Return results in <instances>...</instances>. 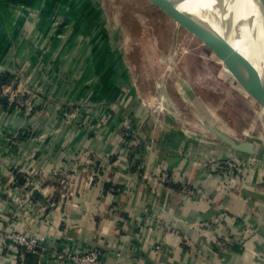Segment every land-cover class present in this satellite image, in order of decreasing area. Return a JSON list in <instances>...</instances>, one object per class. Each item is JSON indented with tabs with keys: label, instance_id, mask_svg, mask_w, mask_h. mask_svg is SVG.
I'll return each mask as SVG.
<instances>
[{
	"label": "crops",
	"instance_id": "0c3cea01",
	"mask_svg": "<svg viewBox=\"0 0 264 264\" xmlns=\"http://www.w3.org/2000/svg\"><path fill=\"white\" fill-rule=\"evenodd\" d=\"M33 3L0 0V73L13 78L19 74L35 94L31 110L14 108L7 100L0 104V194L9 202L0 208V264H13L16 255L12 242L2 238L7 229L45 236L60 250L98 248L106 264H264L261 135L251 134L247 127L236 133L221 126L239 141L256 138L260 154L251 156L232 149L207 129L192 127L184 114L177 113L176 124L165 123L146 104L130 65L116 47L93 65L95 82L89 79L85 61L61 64L59 69L64 70L56 75L52 49L16 45L24 40L25 6L34 7ZM222 66L239 93L256 104L252 112L262 117L264 107ZM69 71L81 74L80 81H74V74L69 77ZM91 82L99 87L88 95L82 89ZM74 84L81 86L75 97L97 106L86 110V124L78 129L65 122L57 103L62 98L72 101L70 90L57 89ZM195 93L184 91L188 97L183 95L184 100H195L200 96ZM110 101L115 103L106 110L103 105ZM121 103L132 105L130 135L119 128L105 137L94 135L91 130L112 117ZM78 152L97 154L92 155L91 168L98 173L91 183L86 173L75 176L78 204L72 205L58 188L60 179L77 167L72 157ZM231 157L236 158L234 164H219ZM247 157L240 168L235 167ZM15 164L43 172L37 176L41 186L31 207L14 203L6 193L14 175L24 183ZM54 190L57 195L52 196ZM220 234L232 240L226 251L213 243ZM21 260L59 263L43 250L25 252Z\"/></svg>",
	"mask_w": 264,
	"mask_h": 264
},
{
	"label": "rangeland",
	"instance_id": "374dc122",
	"mask_svg": "<svg viewBox=\"0 0 264 264\" xmlns=\"http://www.w3.org/2000/svg\"><path fill=\"white\" fill-rule=\"evenodd\" d=\"M28 1H34L30 6L36 7L25 6L21 38L24 40L16 43L17 48L52 49L58 65L56 75L64 70L59 69L61 64L85 61L89 79H96L93 65L97 66L98 60L116 47L130 65L146 104L153 109L165 107L166 113L161 115L165 123L176 124L179 113L186 115L192 127L208 130L203 122L208 119L236 133L247 127L251 134L259 133L264 139V115L256 117L252 112L256 104L239 93L237 83L224 74L223 61L206 35L157 0H25V3ZM226 72L230 73L227 69ZM73 74L69 71V77ZM73 76L74 81H80L81 74ZM94 82L82 91L88 95L97 91L99 86ZM22 87L28 89V84L24 82ZM79 87L74 84L57 89L59 93L65 89L72 93V101L62 98L57 102L60 110L68 103L72 112L77 105L85 110L97 108L86 98L75 97L76 92L81 93ZM184 91L200 93V98L184 100L183 95L188 98ZM158 96L165 99L158 100ZM110 103L115 102L104 104L106 110L111 108ZM125 104L132 107L133 101L132 105L121 103V106ZM115 108L114 114L120 110V104Z\"/></svg>",
	"mask_w": 264,
	"mask_h": 264
},
{
	"label": "built area",
	"instance_id": "2783aa9c",
	"mask_svg": "<svg viewBox=\"0 0 264 264\" xmlns=\"http://www.w3.org/2000/svg\"><path fill=\"white\" fill-rule=\"evenodd\" d=\"M24 80L21 78L19 74H17L14 79L6 83L2 86L0 89V99L3 101L7 100L10 101L11 104H15L14 108H26L31 110L32 105V96L35 94L29 90L22 87L24 86ZM157 99H165L164 96H158ZM2 104V103H0ZM68 106H65L63 108L64 115H65V122H72V125H76L81 127L86 124V110L84 107L77 105L73 106L74 109L72 112L71 104H67ZM125 107L120 105V110L117 111L115 114H113L112 117H110V121L103 123L102 127H95L93 130H91L94 135H102V136H108L113 133L114 128H119L122 130L123 135H127L131 133V116H132V107L128 106L127 104L124 105ZM159 106V105H158ZM154 112L158 115L159 119H161V115H165V107L159 106L158 108L154 109ZM111 118L113 121H111ZM162 120V119H161ZM100 129V130H99ZM24 133H26L24 131ZM97 156V154H92V152L84 155L81 152H78L73 155L72 160L77 163V167L74 168L73 172L66 177H63L60 179V182L62 183V186L58 188V193H60L63 198H67L69 202L72 205H77V201L74 199L76 196V188H77V180L75 179V176L80 178L83 173H86L88 181L91 183V181L94 180L96 174L98 173V170L95 169L92 170V165H94V157ZM236 158H229L227 160L219 161V164L222 166L225 163L234 164ZM249 158L241 159L236 162L235 167L240 168L242 164L245 163ZM20 164H15V167H17L18 171H21L23 173L24 183L21 184L19 182V179H16V176L12 177L11 181L8 182L6 193L9 194V199L13 200L14 203H23L26 207L33 206V194L36 189L40 188V182L38 181V175H43V172L39 173L35 170L33 167H25L21 166L19 169ZM89 167V170H84ZM55 174H58L57 171ZM25 193V196L20 195V192L22 191ZM20 191V192H19ZM56 190L51 193L52 196H55ZM57 195V194H56ZM8 196V195H7ZM19 200H17V198ZM0 208H2L3 203L8 202L7 197L4 199V196L0 194ZM17 200V201H15ZM9 203V202H8ZM54 204V203H53ZM0 216H2L1 210H0ZM1 220V218H0ZM2 238L4 240H9L12 242V246L14 247V251L16 255L13 257V264H23L22 263V256L25 254V252L31 251V252H45L47 254V258H54L59 263L58 264H106L102 257L103 253L98 248H89L82 251H65L60 250L56 246H52L48 239L45 236H37V234H27L24 233L18 229H7L2 233ZM213 243L215 245H218L221 247L224 251H226L230 243H232V240L228 237H225L223 235H217L213 238ZM160 248V246H158Z\"/></svg>",
	"mask_w": 264,
	"mask_h": 264
},
{
	"label": "water",
	"instance_id": "95a60500",
	"mask_svg": "<svg viewBox=\"0 0 264 264\" xmlns=\"http://www.w3.org/2000/svg\"><path fill=\"white\" fill-rule=\"evenodd\" d=\"M157 1L165 5L167 9L183 16L196 31H202L215 53L221 57L223 65L264 107V43L253 31L247 40L252 51V55H248L238 45L241 31L245 27L236 22L228 8H217L211 14L204 15L208 12L197 13L183 8L185 0ZM255 3L264 15V0H255ZM1 70L3 68L0 66ZM203 122L210 132L232 149L251 156L260 154L256 138L248 136L246 140L239 141L211 120L205 119Z\"/></svg>",
	"mask_w": 264,
	"mask_h": 264
},
{
	"label": "bare ground",
	"instance_id": "6f19581e",
	"mask_svg": "<svg viewBox=\"0 0 264 264\" xmlns=\"http://www.w3.org/2000/svg\"><path fill=\"white\" fill-rule=\"evenodd\" d=\"M222 7L233 12L236 22L245 27L241 31L238 45L245 54L252 55L251 46L247 41L251 32L253 31L264 43V15L257 8L255 0H185L183 2V8L197 13L208 12L204 15Z\"/></svg>",
	"mask_w": 264,
	"mask_h": 264
},
{
	"label": "trees",
	"instance_id": "16d2710c",
	"mask_svg": "<svg viewBox=\"0 0 264 264\" xmlns=\"http://www.w3.org/2000/svg\"><path fill=\"white\" fill-rule=\"evenodd\" d=\"M13 79H14L13 76L9 73H0V89L2 88L4 84L11 82ZM3 102L4 101L0 99V103H3Z\"/></svg>",
	"mask_w": 264,
	"mask_h": 264
}]
</instances>
